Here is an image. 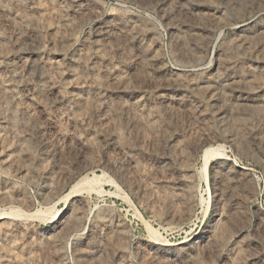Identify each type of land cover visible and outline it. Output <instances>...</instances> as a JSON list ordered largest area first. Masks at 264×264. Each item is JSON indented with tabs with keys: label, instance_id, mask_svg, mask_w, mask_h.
Listing matches in <instances>:
<instances>
[{
	"label": "rangeland",
	"instance_id": "obj_1",
	"mask_svg": "<svg viewBox=\"0 0 264 264\" xmlns=\"http://www.w3.org/2000/svg\"><path fill=\"white\" fill-rule=\"evenodd\" d=\"M0 215V264H264V0H0Z\"/></svg>",
	"mask_w": 264,
	"mask_h": 264
},
{
	"label": "bare ground",
	"instance_id": "obj_2",
	"mask_svg": "<svg viewBox=\"0 0 264 264\" xmlns=\"http://www.w3.org/2000/svg\"><path fill=\"white\" fill-rule=\"evenodd\" d=\"M213 151H214V149H213ZM216 152V151H215ZM212 153V150L211 149H207V150H205L204 151V154H203V159H204V166H203V175H204V179H206V181H208L209 182V164H210V162H211V160L217 155H220V154H216V153ZM97 178V177H96ZM80 180V179H79ZM84 180H86V179H84ZM84 180H80V181H78V182H76L75 184H73L72 186H71V188L69 189V191L68 192H66L65 194V196L63 197V201H65V205L68 203V201L71 199V198H73V197H75V196H77V195H80L79 194V192H81L80 191V189H82V185L84 184ZM85 187V186H84ZM86 189H89V188H87V187H85ZM92 188V187H91ZM90 188V189H91ZM93 189V188H92ZM85 190V189H84ZM64 209H65V206L62 208V209H60V210H58L54 215H53V217H51V219H50V222H55L57 219H59L61 216H62V214L64 213ZM35 213V212H34ZM43 213V212H42ZM4 214V213H3ZM32 215V214H31ZM38 215V214H37ZM28 216H30V215H28ZM27 216V217H28ZM40 216H42V215H40ZM32 217V216H31ZM5 218V216L4 217H1V215H0V220H2V219H4ZM32 218H34V217H32ZM37 218H39V216L37 217ZM151 229V228H150Z\"/></svg>",
	"mask_w": 264,
	"mask_h": 264
}]
</instances>
